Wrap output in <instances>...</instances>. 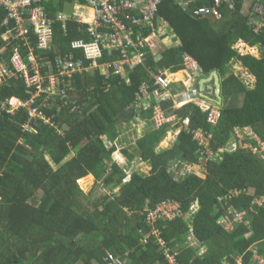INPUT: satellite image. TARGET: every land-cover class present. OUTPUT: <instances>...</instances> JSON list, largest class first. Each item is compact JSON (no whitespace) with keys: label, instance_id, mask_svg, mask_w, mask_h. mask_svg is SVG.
<instances>
[{"label":"trees","instance_id":"trees-1","mask_svg":"<svg viewBox=\"0 0 264 264\" xmlns=\"http://www.w3.org/2000/svg\"><path fill=\"white\" fill-rule=\"evenodd\" d=\"M84 1L48 0L43 5L55 19ZM257 1L223 5L217 19L194 16L196 10L214 7L215 0H162L157 21L166 25L176 44L164 47L159 61L147 55L145 63L124 76L111 69L76 75L69 84L72 92L44 106L41 100L35 103L48 124L28 121L24 108L5 114L6 101L26 103L34 90L22 79L0 83V264H107L109 256L121 264H170L167 254L174 255L175 264H237L239 259L250 264L254 256L264 260V159L259 158L264 154L242 147L226 152L231 137L244 129L264 145V5L256 11ZM65 16L70 18L65 33L61 23H54L53 50L43 55L48 62L55 55L74 54L73 41H90L87 26ZM132 16L138 18L134 12ZM239 43L261 47L263 57L242 54ZM3 46L0 39V62L11 69V47L2 55ZM186 55L197 61L202 79L219 75L222 118L211 128L199 108L185 107L179 121L189 120L188 128L183 126L162 149L170 127L156 129L151 119L154 108L167 113L172 101H154L152 93L159 89L154 76L159 71L180 73ZM118 58L114 53L99 63ZM237 64L256 78L254 89L231 73ZM143 85L150 96L148 109L140 107ZM172 88L178 91L175 84ZM240 96L238 107L234 103ZM198 130L213 135L208 160L194 141L192 133ZM247 144L258 147L252 139ZM120 146L127 149L122 155L129 168L114 161ZM138 165L147 166L149 174L133 171ZM194 166L204 169V178L189 171ZM89 176L109 194L119 189L117 195L91 204L78 186ZM235 193L238 197L224 201ZM162 203L176 204L181 212L154 224L164 246L149 235L152 228L145 221ZM231 207L245 214V222L230 217L227 228L218 220Z\"/></svg>","mask_w":264,"mask_h":264},{"label":"built area","instance_id":"built-area-1","mask_svg":"<svg viewBox=\"0 0 264 264\" xmlns=\"http://www.w3.org/2000/svg\"><path fill=\"white\" fill-rule=\"evenodd\" d=\"M47 1L0 0V39L4 44L1 54L6 52L7 47H11L9 61L11 69H6L1 60L0 83L4 79H22L27 87L34 90L26 103L15 99L6 101L3 110L7 115H13L20 108H24L28 113V121L38 120L48 124L49 120L43 113L39 112L38 108H34L35 103L41 100L44 106L49 99L62 97L65 92H72L73 88H70L69 84H73L76 75L91 74L96 70L106 74L111 69L115 75L124 76L134 67L145 63L147 55H157L163 51L161 45L166 25L157 21V9L162 0H86L89 13L83 15L77 23L87 26L86 33L90 41H73L70 48L74 54L58 57L53 62H48L46 56L43 55L53 50L54 23H61L62 31L65 33L66 23L70 18L64 14H58L55 19H50L43 5ZM236 1L215 0L214 7L196 10L194 16L220 19V10L223 5L233 7ZM257 2L256 11H262L260 6L264 5V1L258 0ZM184 4L188 8L189 4ZM133 12L138 15V18L132 16ZM123 18H126V22L122 21ZM172 46L174 44L168 47ZM78 53L81 58H76ZM114 53L119 55L117 60L99 63L104 56L111 59ZM86 63H88L87 66ZM181 73L185 76L187 84L186 81L176 82L174 78H171L175 75H169L167 72L159 71V74L154 76L156 86L159 88L152 93L154 101L157 103L172 101L178 110L193 105L206 115L209 127L216 128L221 121L222 111L215 100L207 95L204 96L196 86L201 75L199 64L195 59L186 55L183 58ZM174 84L182 85V89L174 93L172 88ZM140 95L142 97L139 99L140 107L143 105L145 109L150 108L147 86H141ZM166 114L159 107L154 108L151 120L156 129L164 126L178 127V134H180L183 126L188 128L189 120L182 122L179 121L177 115L168 116ZM29 127L27 126L26 129L28 130ZM192 135L194 141L202 147L201 156L204 158L208 156V160L212 153L210 149L213 135L203 130L193 131ZM236 197H238L237 193L230 194L224 201H231ZM229 211L234 221L245 222L244 213L232 207ZM194 212L195 209L189 215ZM180 215L179 206L176 204L162 203L157 206L155 211L145 218L146 223L152 228L149 235L157 238L159 244L164 246L154 224L159 220H172ZM167 258L170 264H175L174 255L167 254ZM105 260L107 264H121L118 258L112 256ZM239 264H244V262Z\"/></svg>","mask_w":264,"mask_h":264},{"label":"crops","instance_id":"crops-1","mask_svg":"<svg viewBox=\"0 0 264 264\" xmlns=\"http://www.w3.org/2000/svg\"><path fill=\"white\" fill-rule=\"evenodd\" d=\"M245 1H246V4L249 5V4H251L252 0H245ZM246 4H245V6H247ZM182 6H183V8L187 7V5L184 4V3H182ZM254 8L255 7H253V10H254ZM87 13H89V9L87 8L86 0H85L83 4H79V3L75 2L74 5H73L71 14H65V15H71V16H73L74 21H78V20L80 21L81 17H83V15H85ZM78 24H80V23H78ZM80 25H82V24H80ZM162 40H163V43L161 45L163 47L162 49H164V47H168V46H170L172 44H174V45L176 44L175 39H173V37L170 36L167 33V31L165 32V35L163 36ZM238 46H239L240 51H242L244 54H249L251 56H254L257 59H261L263 57V52H262V49L260 47H250V46H248L246 44H243V43H239ZM56 51H57L56 48H54V53H56ZM152 56L155 59V61H159V60L162 59V54L161 53H159L157 55H152ZM58 57H61V56L60 55H55V58H58ZM0 66H1V64H0ZM161 72H164V71H161ZM231 73H233L237 78H240V76H241L243 78L242 80L244 81L245 85L248 88H252V89L255 88L256 78L253 75H251L248 72V70L246 68H244L243 66H241L240 64L234 65L232 67ZM179 76L181 78L184 77V80L186 81L185 83L187 84V80L185 79V76L182 73H178L174 77H171V78L172 79L174 78L178 83H181L183 81H180ZM176 86H177V90L182 89V85L177 84ZM196 86L198 87L199 90L202 91L201 84L197 83ZM203 95L204 96L207 95L211 99L215 100L217 102V105L220 102L217 99V92H216V87L214 86V84H210L208 86H204ZM170 104H172V107H171V109H169L167 111L168 116H176L177 115L178 118H179L180 110H183L185 107L178 110L174 102H170ZM242 104H243V96H240L237 99V102L234 103V105H236L238 107H241ZM218 107L220 108L221 111L223 110V97H222L221 105H218ZM177 129H178V127L177 128H168V130L166 132V134H167L166 135V139H162V141L160 142V147L161 148H167L168 147L167 144H171L176 139V137H178L179 134L172 141L168 142V138L171 135L172 131H175V132H173L174 136H175V134H177L179 132V130H177ZM194 132H198V131H194ZM244 135L250 137V139H252L256 143H258V147H253L252 145H250V148H252L253 152H255V150H257L258 148H262L264 146L263 144H261L259 139L252 133V131L250 129H246L243 132L242 131L241 132L236 131V134L233 135L231 137V139H230V145H231V148L233 149V151H231L230 153H234L235 150L238 149L237 146H241L242 147L243 138L247 141V139L244 137ZM195 167L197 168V170H199V172H197L196 175H199L202 178H204L203 177L204 169H202L201 167H198V166H195ZM258 204H260V203H258ZM224 216L226 217V219L224 220L225 221L224 223L225 224H229V226L231 227V224H230V222L228 220H229L230 217H232V214L228 210L226 212V214H224ZM232 219H233V217H232ZM254 258H255L254 262H256L258 264H264V260L262 258H259L257 256H254Z\"/></svg>","mask_w":264,"mask_h":264},{"label":"rangeland","instance_id":"rangeland-1","mask_svg":"<svg viewBox=\"0 0 264 264\" xmlns=\"http://www.w3.org/2000/svg\"><path fill=\"white\" fill-rule=\"evenodd\" d=\"M240 50V49H239ZM242 54H244L242 51H240ZM179 78H180V81H185L184 80V77H180L179 76ZM177 82V81H176ZM240 105V104H239ZM138 124H136L135 125V128H136V130H139V131H141V128L140 129H138V126H137ZM130 131H127V133H129ZM144 131H142L141 133H143ZM173 132H175V131H172L171 132V135L169 136V138H168V142H170V141H172L177 135H178V133L177 134H175V136L173 135ZM166 135L167 134H164V136L166 137ZM125 137V136H124ZM126 138V137H125ZM128 138H130L129 136H128ZM129 141H130V139H129ZM174 142V141H173ZM172 142V143H173ZM171 144H167V146H170ZM162 149H164V148H162ZM226 152H231V151H233V149L231 148V145H230V143H229V145L226 147ZM124 150H127V149H125V147H122V146H120L119 147V149H118V151L115 153V155H114V161L118 164V165H120V166H124V168H125V166H126V168H129L128 167V164H129V162H128V160H127V158L126 157H124L123 155H122V152L124 151ZM236 151V150H235ZM255 152L256 153H263L264 154V146L262 147V148H258L257 150H255ZM211 154H213V153H211ZM209 155V156H211V157H213V155ZM211 157H209L208 159H210ZM263 159H264V155H263V157H262ZM204 163H206V160H205V162ZM131 165V164H130ZM133 171H138V173H140V174H142V175H148L149 174V168L147 167V166H145V165H138V166H135L134 168H133ZM191 173H197V172H199V170H197V168L194 166V167H192V168H190V170H189ZM202 171V170H201ZM90 178H88V177H86V178H83V179H81L79 182H78V186H79V189L81 190V192H83L84 193V195L87 197V199L90 201V203L91 204H94L95 202H98L100 199H102V198H104V196H109V198L110 197H112L113 195H117V193H118V190L119 189H116L115 191H114V194H109L104 188H103V185L102 184H96L95 183V180L91 177V176H89ZM260 203V202H259ZM218 222H220V223H224L225 221L223 220V219H219L218 220ZM225 224V223H224ZM225 226L228 228V226H229V224H225ZM230 227V226H229ZM203 251V250H202ZM239 262H242V260H238L237 261V264H239Z\"/></svg>","mask_w":264,"mask_h":264},{"label":"water","instance_id":"water-1","mask_svg":"<svg viewBox=\"0 0 264 264\" xmlns=\"http://www.w3.org/2000/svg\"><path fill=\"white\" fill-rule=\"evenodd\" d=\"M214 81L215 87H216V92H217V99L220 101L218 104L221 105V101H222V97H221V83H220V78L219 75L214 72L213 74H211V76L207 79V80H203L201 82V87H203V84L209 82V81ZM259 158L261 159L262 157L259 156ZM227 216V215H226ZM221 219L225 220L226 217H221ZM250 264H258L256 262H251Z\"/></svg>","mask_w":264,"mask_h":264},{"label":"clouds","instance_id":"clouds-1","mask_svg":"<svg viewBox=\"0 0 264 264\" xmlns=\"http://www.w3.org/2000/svg\"><path fill=\"white\" fill-rule=\"evenodd\" d=\"M245 55V54H244ZM181 73V72H180ZM201 75H202V73H201ZM201 75H200V77L198 78V84H201V82L203 81V80H207L208 78H205V79H202L201 78ZM241 77V76H240ZM210 84H214V81L212 80V81H209V82H207V83H205V84H203V87H202V94H203V90H204V86H208V85H210ZM214 86H215V84H214ZM221 97H222V95H221ZM246 129H244V130H241L242 132L243 131H245ZM253 133V132H252ZM244 137L247 139V140H251L250 139V137H248V136H245L244 135ZM241 148V146H238V149L237 150H239ZM242 148L244 149V150H252V148H250V144H247V141L243 138V143H242ZM236 150V151H237ZM253 151V150H252ZM256 153V152H255ZM254 262V261H253Z\"/></svg>","mask_w":264,"mask_h":264}]
</instances>
